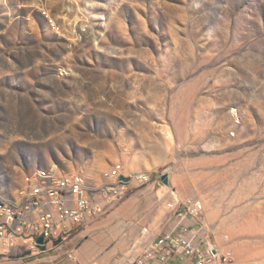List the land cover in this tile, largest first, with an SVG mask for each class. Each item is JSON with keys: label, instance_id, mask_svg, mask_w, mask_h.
Segmentation results:
<instances>
[{"label": "rangeland", "instance_id": "rangeland-1", "mask_svg": "<svg viewBox=\"0 0 264 264\" xmlns=\"http://www.w3.org/2000/svg\"><path fill=\"white\" fill-rule=\"evenodd\" d=\"M52 165L133 175L155 224L201 199L264 264V0H0V195Z\"/></svg>", "mask_w": 264, "mask_h": 264}, {"label": "built area", "instance_id": "built-area-1", "mask_svg": "<svg viewBox=\"0 0 264 264\" xmlns=\"http://www.w3.org/2000/svg\"><path fill=\"white\" fill-rule=\"evenodd\" d=\"M51 23L57 28L55 21ZM104 176L105 182L94 184L84 171H64L57 165L25 173L13 197L0 195V261L15 255L42 256L61 246L91 219L116 208L127 198L135 177L119 167L109 168ZM136 177L149 180L148 174ZM170 205L176 211L177 229L160 234L140 252L127 253L129 264H174L178 256L194 264H232L233 251L220 249L206 235L201 199ZM186 218H193L198 227L185 225ZM40 237L42 243L38 242ZM88 264L105 263L94 259Z\"/></svg>", "mask_w": 264, "mask_h": 264}, {"label": "crops", "instance_id": "crops-1", "mask_svg": "<svg viewBox=\"0 0 264 264\" xmlns=\"http://www.w3.org/2000/svg\"><path fill=\"white\" fill-rule=\"evenodd\" d=\"M161 208L160 222L155 224L151 216L152 204L141 196L130 195L106 215L91 219L85 226L76 229L61 246L46 254L31 258L21 255L4 258L0 264H88L94 259H100L105 264H129L127 253L140 252L160 234L177 229L179 222L175 215L168 211L165 203H161ZM183 223L198 227L193 218H186ZM174 264L194 262L178 256Z\"/></svg>", "mask_w": 264, "mask_h": 264}, {"label": "water", "instance_id": "water-1", "mask_svg": "<svg viewBox=\"0 0 264 264\" xmlns=\"http://www.w3.org/2000/svg\"><path fill=\"white\" fill-rule=\"evenodd\" d=\"M122 179L125 180V181H128V180H129V178H127V177H122ZM162 181H163L164 184H169V182H170L169 175H168V174H164V175L162 176ZM38 242L42 243V242H43V238L40 237V238L38 239Z\"/></svg>", "mask_w": 264, "mask_h": 264}, {"label": "trees", "instance_id": "trees-1", "mask_svg": "<svg viewBox=\"0 0 264 264\" xmlns=\"http://www.w3.org/2000/svg\"><path fill=\"white\" fill-rule=\"evenodd\" d=\"M20 255H15V256H12V257H19ZM21 257V256H20Z\"/></svg>", "mask_w": 264, "mask_h": 264}]
</instances>
